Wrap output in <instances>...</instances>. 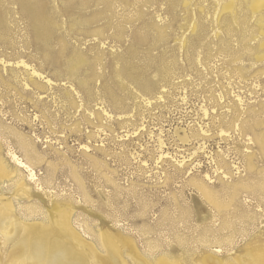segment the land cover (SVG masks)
<instances>
[{"label":"rangeland","instance_id":"374dc122","mask_svg":"<svg viewBox=\"0 0 264 264\" xmlns=\"http://www.w3.org/2000/svg\"><path fill=\"white\" fill-rule=\"evenodd\" d=\"M1 1L0 124L41 160L35 181L23 173L30 202L15 177L0 194L44 211L70 204L83 229L121 233L153 263L215 251L247 261L249 244L264 246V38L243 0L229 27L217 26L226 0H132L98 22L105 5L61 16L65 0H43L53 24L43 35ZM23 61L46 79L31 82ZM7 143L26 156L9 132L0 138L10 170Z\"/></svg>","mask_w":264,"mask_h":264},{"label":"bare ground","instance_id":"6f19581e","mask_svg":"<svg viewBox=\"0 0 264 264\" xmlns=\"http://www.w3.org/2000/svg\"><path fill=\"white\" fill-rule=\"evenodd\" d=\"M115 1L116 2L112 0L110 2L106 0H65L63 1V4L61 3L62 6L59 7L58 10L60 11V14L62 16L64 13H70L71 11H75L76 9H78V11L88 10L91 6V3H97L98 5L103 6L105 5V9H101L98 14H96V21V19L100 17V15H105L111 10L113 11V9L117 5L122 7V4H127V6L133 4L132 0ZM152 1L153 0H147V3L151 4ZM14 2H17L18 7L20 6L22 12L29 16V18L32 20V24L35 23V25L38 27L37 28L34 25L35 28L42 32L41 33L36 29L37 33L39 32L38 35H43V32H45V34L49 33V31L51 30L49 28L52 23H50L46 11L47 8L45 7L43 0H15ZM133 2L137 4L138 0H134ZM184 3L185 7H187L189 5V0H184ZM243 7L248 12V14L251 13L254 17H256L257 25L260 28V33L264 38V0H243ZM124 8H122V10ZM237 8L240 9L241 7H237L236 0H226L225 2H223L220 7V13L227 15V17L223 22L218 20L217 26H221V24H224L225 26L229 27L232 24H235L236 15L238 13ZM1 17L2 16H0V18ZM199 27L203 28L202 26L193 23L191 28L193 32H195ZM100 32L101 31H99V33ZM99 33L97 32L96 34ZM92 34L93 36L95 35L94 33ZM104 36L105 35L102 36L101 34L102 38H104ZM115 36L114 39H117L115 38ZM260 48L261 51L258 59L263 61L264 39L260 44ZM1 58L2 56L0 57V59ZM94 58L96 59V57ZM3 62L5 63V60ZM17 65H21V69L22 67L24 68V70L31 77V79L29 80H31V82L33 83L35 82V78H40L42 80L46 79V77L44 78L42 76L43 74L41 75L39 73L40 71L38 72V70L32 69V67L29 66V64L27 65V63L24 61L20 62L19 64L17 63ZM70 70L73 72V74H75L74 68H70ZM16 73L19 74L18 72ZM1 79H3V77H1ZM51 84V81L48 80L47 85L52 87ZM7 85L10 84L8 83ZM25 86L28 87L27 84ZM33 87L35 88V86ZM70 95L67 94V96ZM69 101L71 100L69 99L68 102ZM7 132L17 138V144L23 151V153H25L26 158H21V156L18 155L14 148L11 147L9 143H7V155L14 166H12V168H10L9 170L0 158V185L4 183L3 179L10 181L13 177L17 178V183H19L18 191H20L26 197L27 201L30 202L32 199V194L30 192L29 186H27V183L25 182L23 173L25 172L28 174L27 177L30 182L35 181L37 177L36 173L34 172L32 163L37 162L41 159L38 156L39 153L37 155V151L33 147L32 143L26 140L24 136L0 124V138L2 140ZM204 191H206V193L209 195L206 189ZM73 215L74 211L70 204L52 203L51 208L44 211L40 207H36L35 205L31 204H27L26 206H16L13 200L6 198L4 195L0 194V264H182L180 260L170 261L163 256L159 257L156 262L153 263L141 254L131 238L125 237L121 233H116L111 229H101L98 236H94L92 234V230L89 227L87 228V230H85L83 229L82 225L74 221ZM41 216H45L44 219H41ZM95 237L100 242L103 251H101L93 243L92 240ZM123 247L127 248V258H129L132 263H130V261H128L123 255ZM215 252L216 253L204 254L200 258L199 263L264 264V246L255 247L249 244L245 248V257L247 258V261L243 259L242 255H237L232 262H225L219 255H217V253L219 254L220 251Z\"/></svg>","mask_w":264,"mask_h":264}]
</instances>
